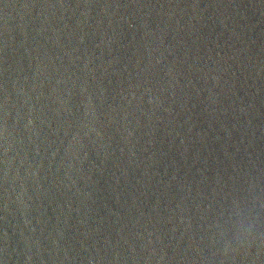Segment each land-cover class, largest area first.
Listing matches in <instances>:
<instances>
[{
	"label": "water",
	"instance_id": "obj_1",
	"mask_svg": "<svg viewBox=\"0 0 264 264\" xmlns=\"http://www.w3.org/2000/svg\"><path fill=\"white\" fill-rule=\"evenodd\" d=\"M152 0H0V264H157Z\"/></svg>",
	"mask_w": 264,
	"mask_h": 264
}]
</instances>
